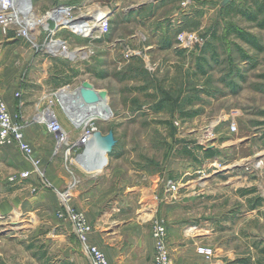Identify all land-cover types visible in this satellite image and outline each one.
Returning a JSON list of instances; mask_svg holds the SVG:
<instances>
[{"label": "rangeland", "instance_id": "rangeland-1", "mask_svg": "<svg viewBox=\"0 0 264 264\" xmlns=\"http://www.w3.org/2000/svg\"><path fill=\"white\" fill-rule=\"evenodd\" d=\"M29 2L36 36L30 41L15 20L0 23V64L13 70L18 117L35 123L26 137L52 187L35 173L22 178L32 169L23 153L0 147V264H75L79 257L53 190L63 189L55 177L65 171L80 179L81 152L88 162L98 156L93 138L89 150L72 146L80 131L62 108L85 81L106 92L110 110L88 126L117 140L97 181L106 179L115 194L90 220V235L105 231L111 243L148 248L162 221L181 245L214 247L213 258H200L206 263L264 264V28L227 8L254 10L253 0ZM60 7L83 19L57 30L46 16ZM55 44L71 57L48 53ZM25 79L32 81L27 94ZM43 112L58 117L65 139L44 131Z\"/></svg>", "mask_w": 264, "mask_h": 264}, {"label": "built area", "instance_id": "built-area-1", "mask_svg": "<svg viewBox=\"0 0 264 264\" xmlns=\"http://www.w3.org/2000/svg\"><path fill=\"white\" fill-rule=\"evenodd\" d=\"M8 2H10V0H8ZM10 20L11 19L5 17L3 13L0 12V23L2 25L7 26ZM64 51H67L65 46H62L61 49L58 48L59 55L63 54L62 52ZM63 89H67V86L60 88L59 90L61 91ZM19 94L20 92H17V96H19ZM69 101H65L62 104V108L68 115L73 129L75 131H80L77 141L73 143L72 146L76 147V149L84 147L86 150H89L88 144L93 138V133L96 128H90L88 126L89 124H83L80 119L82 110L78 108V105L73 103L72 106H69L70 108L68 112H70V114H68L66 107H68ZM37 122L43 124L49 133L58 134L60 137H63L64 139L66 138V135L63 134V126L56 115L43 112ZM232 126L236 128L235 125ZM25 128L26 125L24 123L18 122L14 119L8 109L6 101L3 98L2 92L0 91V147L18 148L23 153L26 160L30 163L32 168L31 171L27 170L22 172L21 177H30V175L35 173L44 181V188H51L52 185L48 181H45L47 176L41 167L40 159L35 154L34 147L26 138ZM79 156L83 168L84 164L88 162V159L85 157L84 151L81 152ZM77 183L78 181L76 178H73L72 181L69 182L67 189H54L60 198L61 216L73 226L75 234L80 242L81 251L87 259V264H110L106 253L97 244L90 241L92 225L86 214L83 211L71 206L70 201ZM170 189L177 190V186L172 183L170 185ZM151 232L155 240V251L153 256L154 264H177L170 252L167 225L162 221H156ZM197 252L208 259L213 258L216 254L215 248L207 245H199L197 247Z\"/></svg>", "mask_w": 264, "mask_h": 264}, {"label": "crops", "instance_id": "crops-1", "mask_svg": "<svg viewBox=\"0 0 264 264\" xmlns=\"http://www.w3.org/2000/svg\"><path fill=\"white\" fill-rule=\"evenodd\" d=\"M13 78H14L13 70H11V68L8 66L5 67V65L2 66L0 64V91L2 92L3 98L6 101L8 105V109L12 114V116L14 117V119L17 120L18 122H21L19 120L20 118L18 117V114L20 113V109H21L19 104V98L16 97V93L20 90V87L17 84L14 85L15 81L13 80ZM27 83L28 81L27 79H25V81H23L22 90H21L23 94L25 93L27 94L28 92L31 91V88L29 85L27 86ZM31 83L32 81H30L28 84ZM34 125L35 123L31 124L30 126H26L25 134H27V131L30 128H32V126ZM44 131L47 132L46 128ZM100 156L103 157L102 158L103 160L101 161L102 162L101 165L97 166L98 171L95 172V174L92 173L90 174L87 171H85V169L82 170L83 172L80 174L79 177L80 179L78 180L79 186L78 188L76 186V188L73 190L72 199L70 201L71 206L83 211L86 214L89 221L92 219L94 220V217H98V215L103 212L106 202L109 201L111 198H113L115 194V193L113 194L111 193L112 186L111 185L109 186V184H107L106 179L103 180L105 181L104 184L99 182L97 183L98 179H101L102 176H104L102 175L103 170L105 169L103 165L106 162L105 154L104 155L98 154L97 158H100ZM98 164H100V162ZM65 173L67 176L69 175L66 171ZM65 173L63 179L61 177L63 175L61 174H58L55 177L57 178L56 181L58 182H61L63 180L62 181L63 189L61 190L67 189L69 182L72 181V179L69 176L65 177ZM53 192L57 196L55 190H53ZM118 193L120 196V192ZM121 197H123V195H121ZM116 210H120V209H116ZM105 215H102L97 222H99L100 224L107 222ZM68 226L72 230L77 241H79L71 223L68 222ZM124 233H126V230H124L123 233H121V235H119L118 237L122 238V235H124ZM106 234L107 232L104 231L102 235L94 238L90 235V241L92 243L97 244L99 247L100 245L103 246L109 251L110 254L109 262L111 264H154L153 256L155 251V240L153 236H151L150 239V246L148 248H143L142 245L138 244L139 241H135L132 243L131 242L132 239H130L131 243H121V242L118 244L111 243L112 239L106 237ZM168 239H169L170 250L172 252L171 253L172 257L177 264H220L218 262L206 263L202 259H200L203 256L197 252V248H196L197 246L194 245V241L192 240L190 241L188 240L185 244L181 245L182 244L181 239L172 238V235L170 237V233ZM101 249L105 252L103 248ZM113 254L117 255V260L115 259L116 257L113 256ZM72 255L79 256L78 258L72 257V260L75 262V264H87V259L81 251L80 244H78V249ZM66 260L67 259L65 258L61 259L59 264H63V262H65Z\"/></svg>", "mask_w": 264, "mask_h": 264}, {"label": "bare ground", "instance_id": "bare-ground-1", "mask_svg": "<svg viewBox=\"0 0 264 264\" xmlns=\"http://www.w3.org/2000/svg\"><path fill=\"white\" fill-rule=\"evenodd\" d=\"M0 12L3 13V15L11 20H15L18 25H23L25 30L27 32H31L29 34V40L32 41L33 37L36 36L35 32L32 31V23L34 21V15L31 11V5L29 0H0ZM107 11H102V12H96L94 15L98 14H103L106 13ZM74 20L75 22L80 21L83 19L81 15L78 17L73 18L71 14L68 12L67 8L65 7H60V8H55L53 11L50 13H47L46 19L51 20L54 23V26L57 30H60L64 27H67L72 24V21L70 19ZM102 15L101 17L95 16V19L92 23H99L102 21ZM67 21V22H66ZM71 22V23H70ZM92 26V25H91ZM31 28V29H30ZM37 48L41 49L40 44L36 45ZM48 53H53L54 55H59L58 52V46L55 44L49 48ZM63 54L66 53V56L71 57L69 51H64L62 52ZM65 90V89H63ZM97 94V99L94 100L93 102H88L86 98L83 95L82 92V87L77 90H75L72 94H69V98L71 100V104H68V106H72L74 103L75 105H78V108L82 111V114L80 116V119L82 120L83 124H90L93 120H107L109 115V108L108 105L106 104V96L101 97L99 95V92H96ZM72 96V97H71ZM66 107V106H65ZM70 113V112H69ZM109 118V117H108ZM103 157L100 156V158H94L90 162H86L84 164V169L88 173L95 174V172L98 171V165H101V161ZM100 162V164H98Z\"/></svg>", "mask_w": 264, "mask_h": 264}, {"label": "water", "instance_id": "water-1", "mask_svg": "<svg viewBox=\"0 0 264 264\" xmlns=\"http://www.w3.org/2000/svg\"><path fill=\"white\" fill-rule=\"evenodd\" d=\"M94 89H95L94 86L88 81H85L82 84V92L88 102H93L94 100L98 98L96 91ZM99 95L101 97H105L106 92L99 91ZM116 142L117 140L114 136L113 131H110L106 135H104L100 130H95L93 133L92 143H93V147L97 155L98 154L107 155L108 153H110L113 150L114 146L116 145Z\"/></svg>", "mask_w": 264, "mask_h": 264}, {"label": "trees", "instance_id": "trees-1", "mask_svg": "<svg viewBox=\"0 0 264 264\" xmlns=\"http://www.w3.org/2000/svg\"><path fill=\"white\" fill-rule=\"evenodd\" d=\"M253 2L255 4L254 10H250V9L243 10V9L235 8L236 6L232 2L228 3L227 8L236 11L238 13H243L247 15L250 19L257 21L259 26L264 28V0H253ZM240 34L245 39L254 40L253 37H251L248 34L245 33H240ZM201 148H203L206 155L213 156L214 153L211 149H207L205 147H201ZM186 152H188V154L193 155V153L190 150H186Z\"/></svg>", "mask_w": 264, "mask_h": 264}]
</instances>
